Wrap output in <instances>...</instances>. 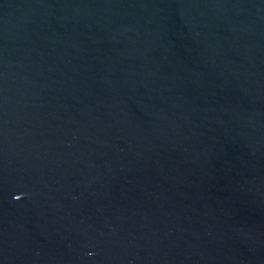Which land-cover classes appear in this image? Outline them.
I'll return each instance as SVG.
<instances>
[{
	"label": "water",
	"instance_id": "1",
	"mask_svg": "<svg viewBox=\"0 0 264 264\" xmlns=\"http://www.w3.org/2000/svg\"><path fill=\"white\" fill-rule=\"evenodd\" d=\"M0 264H264V0H0Z\"/></svg>",
	"mask_w": 264,
	"mask_h": 264
}]
</instances>
